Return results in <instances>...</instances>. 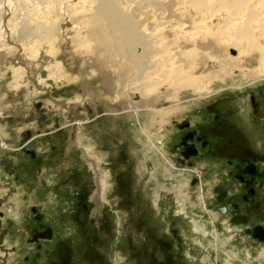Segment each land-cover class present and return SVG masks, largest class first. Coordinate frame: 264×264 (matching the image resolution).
Listing matches in <instances>:
<instances>
[{
	"label": "rangeland",
	"instance_id": "1",
	"mask_svg": "<svg viewBox=\"0 0 264 264\" xmlns=\"http://www.w3.org/2000/svg\"><path fill=\"white\" fill-rule=\"evenodd\" d=\"M3 1L18 6L12 21H26L23 33H11L9 49L38 66L46 49L37 53L35 44L22 39L35 40L28 19L52 0H0V15ZM126 5L120 6L126 12L134 7ZM182 10L186 19L196 18L189 6ZM86 11L68 15L72 26L79 28L76 19ZM43 13L50 18L44 8ZM221 20L217 15L212 23ZM135 21H144L143 16ZM254 31V40L264 47ZM203 54L194 72L205 79L203 88L167 99L161 87L138 119L105 96L89 64L85 72L71 68L68 76L59 71V78L44 77L41 85L52 90L40 92L33 86L34 73L18 82L16 65L5 66L6 73L0 72V264H264V241L251 237V228L264 227V180L254 187L250 203L243 201L246 191L236 189L231 166L242 160L227 153L247 148L264 171V76L257 75L258 52L226 69ZM223 54L222 60L236 59L237 50ZM88 91L101 95L89 102ZM56 100L68 109H56ZM73 114L89 118L88 123L77 126ZM185 122L190 126L181 129ZM190 132L210 144L203 148L193 141L198 155L184 159L180 145ZM81 148L98 159L103 193L97 199L95 175ZM220 187L227 192L222 201ZM94 210L97 217L91 216ZM47 228L50 239L32 241Z\"/></svg>",
	"mask_w": 264,
	"mask_h": 264
},
{
	"label": "bare ground",
	"instance_id": "2",
	"mask_svg": "<svg viewBox=\"0 0 264 264\" xmlns=\"http://www.w3.org/2000/svg\"><path fill=\"white\" fill-rule=\"evenodd\" d=\"M123 1L128 6L134 4L129 8L130 12L120 7ZM5 2L0 15V72L6 73L7 65H16L12 66L13 78L18 82H24L22 80L29 73H34L33 86L39 92L52 90L41 85L44 77L59 78V71L69 75L71 68L76 73L85 72L89 64L90 72L98 73L105 96L112 103L119 100L124 111H132L138 119L140 110L150 107L148 102L156 100L161 87L169 95L165 97L167 99L177 98L185 89L194 93L203 88L205 79L194 73L201 64V53L220 61V67L226 69L244 63L249 52L256 50L257 75L264 76V47L254 40V30H257L264 41V0H52L43 7L50 18H46L42 8L32 12L28 19L32 31L30 38L35 40L26 42L22 36V43L35 44L37 53L46 49L41 51L38 66L25 56L12 54L9 49L11 33H23L26 21H12L18 6ZM91 2L94 4L87 6ZM183 6L192 8L196 18L186 19ZM143 7L146 13L142 11ZM83 9L87 11L77 17L79 28H75L68 15ZM137 15H142L144 21H135ZM217 15L221 16V22L212 23ZM141 27L148 32H142ZM70 33L74 35L73 41ZM72 47L77 49L74 50L78 51L76 55H73ZM228 48L237 50L236 59L222 60L224 50ZM78 58L80 63L74 68ZM22 61L25 66L20 65ZM31 65L35 67L31 68ZM26 89L32 94V87ZM87 93L89 102L101 95ZM54 102L56 109H68L66 103ZM72 117L77 126L89 121L87 117L78 119L77 114ZM81 151L94 172L96 189L93 198L97 199L103 193L98 159L88 149L81 148Z\"/></svg>",
	"mask_w": 264,
	"mask_h": 264
},
{
	"label": "flooded vegetation",
	"instance_id": "3",
	"mask_svg": "<svg viewBox=\"0 0 264 264\" xmlns=\"http://www.w3.org/2000/svg\"><path fill=\"white\" fill-rule=\"evenodd\" d=\"M250 101H251L250 104L254 108H256L258 104L255 102L253 97L250 99ZM86 123H88V122H85L83 124H86ZM189 126H190L189 123L185 122L183 125H181V129L188 128ZM193 141H197L201 145V147H203V148L208 147L210 144V143H208V141L204 135L196 136L195 133H192V132L185 133V135L181 141V145H180L181 146V154H182V157L184 159H189L191 156L198 155L197 149L195 148V143ZM235 150H236L235 148L229 149V151L227 153L232 152V155H234V156L236 155L237 157H239L240 160H242L241 164L236 163L235 166H234V164L231 165L232 168H235V171H236V173L234 174L236 181H237L236 189H238L239 187H242V189L243 188L245 189L246 194L242 195V199H243V201H245L249 204L250 200L256 196V190L254 187L256 185L260 186V183H258L259 180H264V171L258 170V168L256 166L257 155L254 154L252 151H250L247 148L242 147V148L238 149L237 153L235 154V153H233ZM189 165L193 166L192 163H189ZM191 169H194V168H191ZM226 194H227L226 190L223 187H220L218 190L217 199L219 201L225 200ZM256 207H258V206H256ZM234 208H236L235 205H234ZM223 210H224V213L228 212V209H226V208ZM33 211H35V210L33 209ZM95 213H96L95 210L92 211L91 216L97 217V214H95ZM99 224L100 223L97 220V226ZM257 227H262L264 229L263 226L256 225L253 228H251V232L254 228H257ZM249 231L250 230H247V232H249ZM37 234L38 235L42 234L44 236L50 234V237L44 238L42 236H38ZM35 235L37 236L36 239H34ZM51 236H52L51 229L47 228L43 231L36 232L32 237V241L37 242L38 239H50Z\"/></svg>",
	"mask_w": 264,
	"mask_h": 264
},
{
	"label": "water",
	"instance_id": "4",
	"mask_svg": "<svg viewBox=\"0 0 264 264\" xmlns=\"http://www.w3.org/2000/svg\"><path fill=\"white\" fill-rule=\"evenodd\" d=\"M247 233H250V231L249 232H247ZM38 235V234H37ZM251 235H252V237L253 238H255V239H258L259 241H264V229L262 228V227H257V228H254L253 230H252V232H251ZM38 236H42V237H44V238H49L50 237V234H48V235H46V236H44V235H42V234H40V235H38ZM36 235L34 236V239H36Z\"/></svg>",
	"mask_w": 264,
	"mask_h": 264
}]
</instances>
